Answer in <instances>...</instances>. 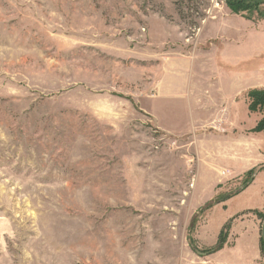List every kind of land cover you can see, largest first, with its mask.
<instances>
[{
  "label": "rangeland",
  "instance_id": "374dc122",
  "mask_svg": "<svg viewBox=\"0 0 264 264\" xmlns=\"http://www.w3.org/2000/svg\"><path fill=\"white\" fill-rule=\"evenodd\" d=\"M245 2L264 20V0ZM231 14L225 0H0V264H183L187 238L207 246L223 223L224 247L264 191H238L248 171L234 179L221 156L234 118L220 95L243 105L209 37Z\"/></svg>",
  "mask_w": 264,
  "mask_h": 264
},
{
  "label": "crops",
  "instance_id": "0c3cea01",
  "mask_svg": "<svg viewBox=\"0 0 264 264\" xmlns=\"http://www.w3.org/2000/svg\"><path fill=\"white\" fill-rule=\"evenodd\" d=\"M231 15L233 18H227L226 16L223 17L224 19L222 18L224 22H219V26L214 31L216 33L215 37H209V39H213V42L209 44L213 45L221 54L226 55L221 68L225 70V73L229 74L230 78L225 76L227 78L225 80L222 79L221 85L224 81L229 80L232 84L234 83L232 89L234 97H240L237 101H234V106H239V102H242L243 105L242 112L238 107L237 110L234 109L233 114L230 101L228 102L225 99V91L223 90L224 93L220 95V103H226L228 106L226 109L222 105L220 109L222 115L234 118L230 119V128L234 127V133L230 135V138L234 141L230 143L229 148L234 150V153L227 155L222 151L221 156L224 157L226 155L234 158V179H240L245 172L253 167L260 166L261 158L264 156V131H252L257 123L264 118V106L258 111L251 112L248 108V98L245 96L254 89L264 90V20H256L254 17L249 19L235 13ZM230 21H234V28L229 27L227 24ZM213 22L216 21L210 22L207 25L208 27L206 26V31L209 30V26ZM224 23L226 24L223 25ZM230 47H234V56L228 59L230 55H227V48ZM231 63L232 65H230ZM227 169L229 170L230 168L227 167ZM260 172L255 174L254 181L252 180L241 190L253 188L258 179V185L264 188V176H260ZM244 208L246 211L264 210V191L259 195L257 202L250 203L248 207L245 206ZM242 212H238L241 213L239 218L234 219L232 222L228 240L222 249L204 257H198L189 248L190 257L186 260L183 259L181 262L183 264H260L258 219L255 215L243 214ZM202 227L203 225L196 230V234ZM214 241L207 246L198 245L200 247H210L214 244Z\"/></svg>",
  "mask_w": 264,
  "mask_h": 264
},
{
  "label": "trees",
  "instance_id": "16d2710c",
  "mask_svg": "<svg viewBox=\"0 0 264 264\" xmlns=\"http://www.w3.org/2000/svg\"><path fill=\"white\" fill-rule=\"evenodd\" d=\"M228 7L231 9V11L235 14H241L243 17L249 18L248 15L251 13V11H255L254 9V5H250L247 4L245 2V0H228L226 1ZM246 14H244L243 12H246ZM262 18H264V16H260ZM247 97L249 98V105L248 108L251 112L253 111H258L260 109H262L263 105H264V90H251L249 91L247 94ZM253 132H260V131H264V118H262L257 125L252 129ZM262 166H259L254 169H250L247 173H246V177H247V181H245L242 185V187L240 189H237L238 191L241 190L242 188L246 187L254 178L255 174H256V170H261ZM233 192L232 194H227L226 196H224V198H219V201L216 202H222L228 198H230L231 196H233L234 194H236L238 191ZM213 203V202H212ZM212 206V204H209L207 208H210ZM252 214H254L255 216H257L258 218H263L261 212L257 211V210H252L250 211ZM229 227V224L223 225L222 228L220 229V233L218 235V239L217 242L215 243V245L211 246V247H200L196 241L193 238H187L188 240V246L189 248L198 256V257H204L206 255L212 254L218 250H220L225 242L226 236H225V229ZM224 235V236H223ZM259 247H260V252L262 254V256H264V241L263 239L259 238Z\"/></svg>",
  "mask_w": 264,
  "mask_h": 264
},
{
  "label": "water",
  "instance_id": "95a60500",
  "mask_svg": "<svg viewBox=\"0 0 264 264\" xmlns=\"http://www.w3.org/2000/svg\"><path fill=\"white\" fill-rule=\"evenodd\" d=\"M225 1H228V0H225ZM260 236H261V238H262L263 241H264V219H263L262 224H261ZM262 264H264V259H263Z\"/></svg>",
  "mask_w": 264,
  "mask_h": 264
}]
</instances>
